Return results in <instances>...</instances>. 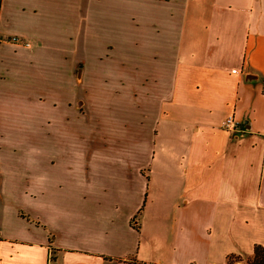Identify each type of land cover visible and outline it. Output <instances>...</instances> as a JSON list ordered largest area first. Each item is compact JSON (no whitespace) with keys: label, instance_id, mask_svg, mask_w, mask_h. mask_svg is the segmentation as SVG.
<instances>
[{"label":"crops","instance_id":"obj_1","mask_svg":"<svg viewBox=\"0 0 264 264\" xmlns=\"http://www.w3.org/2000/svg\"><path fill=\"white\" fill-rule=\"evenodd\" d=\"M257 245L264 0H1L0 264H227Z\"/></svg>","mask_w":264,"mask_h":264},{"label":"trees","instance_id":"obj_2","mask_svg":"<svg viewBox=\"0 0 264 264\" xmlns=\"http://www.w3.org/2000/svg\"><path fill=\"white\" fill-rule=\"evenodd\" d=\"M239 262L245 264H264V247L261 245H257L254 249L253 257L248 258L246 260L239 256L232 255L228 258L227 264H236Z\"/></svg>","mask_w":264,"mask_h":264},{"label":"built area","instance_id":"obj_3","mask_svg":"<svg viewBox=\"0 0 264 264\" xmlns=\"http://www.w3.org/2000/svg\"><path fill=\"white\" fill-rule=\"evenodd\" d=\"M10 41H11V42H14V43H19V44L22 43V42L20 41V39L17 38V37H12V38H10ZM26 46H29V44L26 43ZM224 127L227 128V129H229V130H236V129H240L241 124H240V122H237V121H236V119H235L234 116H230V117H228L227 120L224 122ZM49 264H52V263L50 262Z\"/></svg>","mask_w":264,"mask_h":264},{"label":"rangeland","instance_id":"obj_4","mask_svg":"<svg viewBox=\"0 0 264 264\" xmlns=\"http://www.w3.org/2000/svg\"><path fill=\"white\" fill-rule=\"evenodd\" d=\"M45 133H46V137L43 140H46L48 142V140H49V136H48L49 131H48V129L43 130V137H44ZM43 154H49V144L48 143L45 144V145L43 144ZM239 263H242V262H239Z\"/></svg>","mask_w":264,"mask_h":264}]
</instances>
